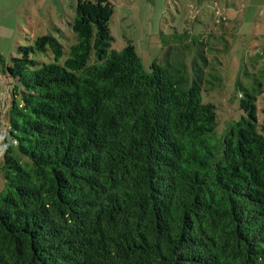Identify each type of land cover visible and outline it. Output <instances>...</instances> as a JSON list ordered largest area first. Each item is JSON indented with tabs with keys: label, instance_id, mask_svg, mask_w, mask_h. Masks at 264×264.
Returning <instances> with one entry per match:
<instances>
[{
	"label": "trees",
	"instance_id": "1",
	"mask_svg": "<svg viewBox=\"0 0 264 264\" xmlns=\"http://www.w3.org/2000/svg\"><path fill=\"white\" fill-rule=\"evenodd\" d=\"M114 12L76 0L67 58L46 34L6 66L20 92L0 264H264L263 84L241 86V119L219 136L203 92L221 77L197 59L191 75L179 60L146 72L132 42L110 50Z\"/></svg>",
	"mask_w": 264,
	"mask_h": 264
},
{
	"label": "rangeland",
	"instance_id": "2",
	"mask_svg": "<svg viewBox=\"0 0 264 264\" xmlns=\"http://www.w3.org/2000/svg\"><path fill=\"white\" fill-rule=\"evenodd\" d=\"M9 1L19 4L22 0ZM229 2L230 6L227 0H113L115 12L110 22L114 39L110 50L121 51L132 42L148 73L154 63L165 66L179 60L191 75L197 59L206 70L221 77L210 78L208 91L203 92L204 102L217 107L219 136L229 122L241 119V86L250 88L255 82L263 84L256 85V105L261 126L264 125L263 12L251 8L243 21L237 22L242 7ZM67 5L69 16L66 15L62 33L55 29L51 32L65 46L64 59L69 47L77 43V35L69 25L76 18V3L67 0ZM227 15L233 22H227ZM19 17L0 5V191L4 185L2 162L10 109L14 95L20 92L16 81L7 76L6 66L18 56L20 46H28L44 34L31 32L25 11ZM199 54L205 56L207 63Z\"/></svg>",
	"mask_w": 264,
	"mask_h": 264
},
{
	"label": "crops",
	"instance_id": "3",
	"mask_svg": "<svg viewBox=\"0 0 264 264\" xmlns=\"http://www.w3.org/2000/svg\"><path fill=\"white\" fill-rule=\"evenodd\" d=\"M72 1L76 3V0ZM229 1L233 2L234 5H240V7H242L238 10L240 15L238 20H236L237 22L243 21L247 10L251 8H259L264 16V0H227L228 6L231 5ZM16 2L18 1L12 2L9 0H3V3H1L0 0V5L4 6V9H11V13L16 14L18 18H20L19 14L22 11H25L28 15L27 19L31 22V24L30 22L28 23L31 32H37V34L38 32H43L44 34L42 35H46L52 34L51 32L53 29H55V31H58L57 29H59L62 33L66 15H68L66 12V7H68L67 0H22L19 4ZM71 19L73 18L71 17ZM48 21L51 24H49ZM228 21L233 22V20H229V15H227V22Z\"/></svg>",
	"mask_w": 264,
	"mask_h": 264
}]
</instances>
